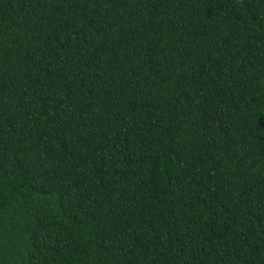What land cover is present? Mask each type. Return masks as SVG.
<instances>
[{
  "label": "trees",
  "instance_id": "1",
  "mask_svg": "<svg viewBox=\"0 0 264 264\" xmlns=\"http://www.w3.org/2000/svg\"><path fill=\"white\" fill-rule=\"evenodd\" d=\"M0 264H264V0H0Z\"/></svg>",
  "mask_w": 264,
  "mask_h": 264
}]
</instances>
